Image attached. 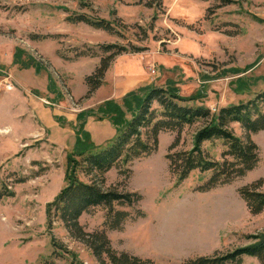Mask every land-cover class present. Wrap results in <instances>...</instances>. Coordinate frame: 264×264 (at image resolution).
<instances>
[{
	"label": "rangeland",
	"instance_id": "1",
	"mask_svg": "<svg viewBox=\"0 0 264 264\" xmlns=\"http://www.w3.org/2000/svg\"><path fill=\"white\" fill-rule=\"evenodd\" d=\"M226 1L0 0V95L15 89L19 96L17 90L25 89V95L45 103L41 92L28 88L30 84L21 87L17 83L16 68L28 65L48 74L50 89L55 88L54 80L62 84L63 76L40 53L58 41L65 56L80 50L85 55L96 52L101 58L106 53L100 45L109 43L125 46L132 53H156L158 60L145 65L156 78V85L170 87L171 83L180 96L193 97L185 104L206 106L212 113L222 106L245 102L264 90V0ZM80 14L111 22L113 30H104L100 38L110 35L111 41L94 45L70 41L72 36L85 37L93 27L71 20ZM152 65L154 73L149 69ZM103 79L104 75L101 84ZM37 82L46 83L43 77ZM80 84L74 86V93L79 92ZM66 91L71 94L69 88H63L64 94ZM91 94H82L79 100ZM132 99L129 96L127 100ZM48 101L50 106L57 104ZM113 102L105 105L109 116L126 109L117 110ZM0 108L3 110L2 105ZM151 108L156 113L160 110L155 101ZM261 108L264 110V105ZM6 117L0 112V121ZM123 119L121 114L116 121ZM4 122H0V264H100L86 244L71 236L58 218L48 215V204L66 184L70 152L57 149L46 136H14L13 129L18 130L20 121ZM201 125L185 126L176 149H189ZM229 128L242 139L247 136L237 122H231ZM176 135L160 131L156 150L112 167L103 175L85 174L79 168L76 175L84 182L141 195L131 206L114 204L115 209L129 213L121 229L103 225V207L80 215L82 229H103L115 250L147 258L151 264H181L197 255L256 242L264 235V208L252 214L238 191L261 179L259 189L264 192V130L248 134L258 147L257 165L209 190L199 188L211 172L193 170L180 182L169 172L166 154ZM202 147L213 158L221 159V141H206ZM240 264L260 262L243 256Z\"/></svg>",
	"mask_w": 264,
	"mask_h": 264
},
{
	"label": "trees",
	"instance_id": "2",
	"mask_svg": "<svg viewBox=\"0 0 264 264\" xmlns=\"http://www.w3.org/2000/svg\"><path fill=\"white\" fill-rule=\"evenodd\" d=\"M71 20L82 21L95 28L113 30L112 23L105 19H91L80 14ZM100 46L106 55L100 58L94 71L84 78L88 88L87 95L101 84L111 59L127 49L112 43ZM80 54L84 52L78 51L76 55ZM129 96L134 99L135 93L128 94L124 99L126 104L129 102ZM189 99L193 97L180 96L177 88L171 83L170 87L152 86L141 98L135 100L136 108L130 119L116 121L118 116L123 114L120 111L109 116L117 129V134L109 145L89 146L87 138L82 135L84 140L81 139L80 145L67 155L69 169L66 184L48 204V215L58 218L71 236L86 244L100 264H151L147 258L115 250L103 229L85 232L78 222L82 213L95 207H103L106 211L103 225L111 230H119L129 213L115 209L114 204L131 206L141 199V195L137 192L118 191L115 188L103 189L96 182H84L76 175L79 168L85 174L95 172L103 175L112 167L149 155L157 148V136L160 131H173L177 134L166 154L169 172L176 177L177 182L187 178L193 170L211 172L209 179L199 188L209 190L218 184L229 183L234 178L243 176L257 165L258 147L248 134L264 130V110L261 108L264 105V90L245 102L222 106L216 113H212L206 106L185 104ZM153 101L160 107L158 113L151 108ZM101 112L104 113L102 110ZM197 122H202V125L194 133L191 147L176 149L183 128ZM231 122L239 123L247 136L242 139L235 135L229 128ZM216 140L221 141L223 145L221 159L213 158L202 147L204 142ZM261 181L259 179L244 185L238 191L252 214H257L264 208V192L259 189ZM139 215L142 216L143 213ZM243 256L255 257L260 264H264V235L251 244L227 251H215L209 255H197L181 264H240Z\"/></svg>",
	"mask_w": 264,
	"mask_h": 264
},
{
	"label": "crops",
	"instance_id": "3",
	"mask_svg": "<svg viewBox=\"0 0 264 264\" xmlns=\"http://www.w3.org/2000/svg\"><path fill=\"white\" fill-rule=\"evenodd\" d=\"M102 33H104V29L91 27V31L85 37L72 36L70 41L76 42V45L81 44V41L90 45L111 41L110 35L106 36V34L103 40L100 39L103 37ZM60 48L61 44L58 41H53L47 48L43 47L40 52L51 68L65 79L62 84H58L59 81L53 79L55 88L50 89L48 74L38 73L32 66L16 68L19 77V82H16L21 87H24V84H30L27 87L33 92H41L42 99L56 101L57 104L50 106V104L34 99L30 95H25V89L23 92L21 89L17 90L19 96L16 95L15 89L5 90L4 94L0 95V106H3V110L0 108V112L7 114V117L4 119L5 122H0L7 124L12 119L20 121L18 130L12 128L14 136H46L48 143L67 152L74 151L80 145L83 136L87 138L89 146H103L117 133L116 126L105 110L106 103L116 102L112 106L115 105L117 110L119 107L126 108L122 110L124 118H127L129 113V118H131L132 112L136 108L135 100L141 98L148 88L159 86L156 85V78H153L145 67L147 61L158 60L156 53L126 51L115 55L104 73L102 84L89 97L79 100V97L86 94L88 90L84 78L98 66L100 56L98 54L76 55L78 51L74 50V55L65 56L60 52ZM41 77L46 81L45 84L37 82V78ZM76 77L79 79L78 83H81L77 94L74 93V86L78 84ZM56 87L62 89L59 90L60 93L54 91ZM63 88H69L71 94L67 91L64 94ZM132 92L135 93V97L126 104L123 97Z\"/></svg>",
	"mask_w": 264,
	"mask_h": 264
},
{
	"label": "built area",
	"instance_id": "4",
	"mask_svg": "<svg viewBox=\"0 0 264 264\" xmlns=\"http://www.w3.org/2000/svg\"><path fill=\"white\" fill-rule=\"evenodd\" d=\"M149 69H150V71H151L152 73L155 72V67H154V65L150 66ZM45 103L49 104V101L45 100Z\"/></svg>",
	"mask_w": 264,
	"mask_h": 264
}]
</instances>
